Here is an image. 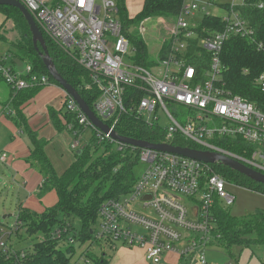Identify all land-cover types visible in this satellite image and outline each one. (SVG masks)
Instances as JSON below:
<instances>
[{
    "label": "built area",
    "instance_id": "obj_1",
    "mask_svg": "<svg viewBox=\"0 0 264 264\" xmlns=\"http://www.w3.org/2000/svg\"><path fill=\"white\" fill-rule=\"evenodd\" d=\"M17 1L30 13L42 35L87 72L89 81L80 88L94 87L98 91L91 111L109 132L105 134L94 127L63 90L64 112L73 116L83 132L90 130L98 143H114L117 151L139 150V164L145 165L128 193L130 198L108 200L100 206L89 247L67 264H92L85 254H93L92 247L99 243L112 250L117 244L140 248L151 264H160L167 254L180 259L195 258L199 264H207V248L219 239V235L213 234V211L234 201L225 190L226 181L212 170L213 164L129 146L111 138L110 133H116L120 116L130 114L148 127L159 128L167 140L182 139L201 151L227 156L264 174V111L247 99L233 95L223 81L221 51L231 37L251 42L264 60V44L256 40L255 29L235 9L245 0L229 4V10L220 17L222 28L206 32L200 38L198 47L208 55L207 68L203 71L197 70L190 62L192 59H188L187 40L196 36L193 31L196 21L211 15L207 11L209 2L185 0L172 23L156 20L164 38L160 41L156 63L146 68L131 57L135 49L123 33L116 0ZM144 32L142 27L141 33ZM167 41L168 48L159 57ZM125 57L130 59V66L124 64ZM10 59L9 55L0 57V76L12 93L52 84L46 75L33 74L28 64L21 72L16 71ZM253 85L264 93V68L254 77ZM126 88H132L135 96L128 98ZM168 107H173L172 111ZM158 112L169 121L168 125L159 122ZM215 138H239L252 147L251 156L245 158L224 150L212 143ZM77 147L76 142L71 144L72 149ZM5 159L6 155L0 154V162ZM134 202L138 203L140 212L129 208ZM130 225L140 227L143 232L132 231ZM17 229L16 217L11 226L0 225V256L5 259L24 256V247L17 248L11 239L20 240ZM61 233L56 231L55 237ZM37 238L41 240L40 236ZM261 260L264 264V257Z\"/></svg>",
    "mask_w": 264,
    "mask_h": 264
},
{
    "label": "trees",
    "instance_id": "obj_2",
    "mask_svg": "<svg viewBox=\"0 0 264 264\" xmlns=\"http://www.w3.org/2000/svg\"><path fill=\"white\" fill-rule=\"evenodd\" d=\"M185 0H144L140 12L133 18L128 16L125 0H116L118 17L122 24L124 35L135 49L132 57L136 64L148 68L152 65L146 43L137 32L130 29L139 25L141 21L154 18L165 21H174L178 16ZM210 3V2H209ZM212 5V4H211ZM262 7L259 8L258 6ZM219 7L229 10V4ZM236 11L255 29L256 40L264 44V0H245L243 5L237 6ZM0 13L5 21L11 20L14 28L20 32L15 42L8 41L2 32L0 25V42L7 44L8 53L11 56V64L14 59H19L31 67L33 74L46 75L49 81L56 84L46 71L38 52L31 42V35L22 14L15 8L0 6ZM222 28L220 17L209 15L202 16L196 21L193 29L195 38L188 39V59L196 66L197 70L207 68L208 55L198 47L200 38L206 32L218 31ZM44 37V36H43ZM46 48L55 69L61 77L73 87L85 104L93 109L98 97V91L92 87L89 90L81 89L84 83L89 81L86 71L76 64L67 54L61 51L54 43L44 37ZM168 48V41L163 44L159 57H162ZM221 62L224 67L223 81L226 89L233 95H237L254 103L261 111H264V93L253 85V79L264 68V60L256 52L251 42L237 37H231L221 51ZM39 86H33L14 93L12 99L13 114L10 118L18 125L26 135L30 143V155L28 162L42 176L43 181L39 187L38 195L53 190L57 196L54 206L42 213H35L25 208H19L16 213L18 229L16 236L23 238V233L28 238L41 237V240L27 243L23 248L22 258H8L0 256V264H67L74 253V242L83 244L92 238L91 231L97 222V213L100 206L108 200L119 199L127 195L137 177L134 176V168L139 164V150L127 148L117 151L114 143L101 142L92 135L89 142L81 145L75 151V161L58 176L48 158L44 147L46 141L39 139L27 125L20 106L30 100L39 91ZM125 95L130 98L135 96L132 88H126ZM63 124L56 118L55 112L50 110V118L57 130L72 128L70 132L78 137L84 130L75 122L73 116L66 112L61 113ZM119 136L134 140L146 141L151 144L169 143L174 146L200 148L182 139L167 140L163 132L156 126L148 127L141 120L130 114L120 116L115 128ZM212 143L237 156L249 158L253 151L239 138L237 139H213ZM215 173L223 179L239 187L264 195V186L255 183L245 176L230 170L227 167L216 164L211 166ZM214 235H219L216 245L229 250L232 245L248 246L250 243L264 245V212L247 214L239 218L232 217L221 206L215 207ZM77 223L78 227H75ZM61 231L56 238V231ZM252 237V238H249ZM84 254V252H83ZM82 253L80 255H83ZM86 257L92 260V264H107L106 259L86 253Z\"/></svg>",
    "mask_w": 264,
    "mask_h": 264
},
{
    "label": "crops",
    "instance_id": "obj_3",
    "mask_svg": "<svg viewBox=\"0 0 264 264\" xmlns=\"http://www.w3.org/2000/svg\"><path fill=\"white\" fill-rule=\"evenodd\" d=\"M125 4L128 16L133 18L135 15H131L128 12L127 0H125ZM7 50L5 54L0 53V57L9 55ZM13 97L14 93H12L11 89L3 82L0 76V154L6 155L5 161L2 163L0 162V165L4 166V168L1 169L4 173L0 170V180L3 179L2 181L4 183L8 181L11 182L16 194L15 207L17 210L19 208H25L37 213L36 211H39L38 209L43 206L44 201L48 198L45 196L40 199L43 195H38L43 178L27 161L30 155V143L28 138L10 118V115H12L14 111L12 108ZM63 103V89L60 86L51 84L40 87L34 97L20 106V110L26 118L28 127L36 133L39 139L46 141V146L44 147L46 157L58 176L65 172L75 161V157L73 158L69 149L75 153L80 147L78 140L82 137L81 134L75 137L68 127L63 130H57L53 125L50 118V110L55 112L56 118L59 120L60 124H63L61 116ZM69 135H73L74 138L70 140L71 138ZM72 141L78 144L76 149L71 148ZM51 191L55 195L56 204V193L53 190ZM6 217L7 216H4L3 218ZM133 250H136V252ZM121 251L122 255L128 258L129 264H151L147 261L145 252L140 248H122ZM123 256H118L110 262L106 260L107 264H122ZM178 260H181L178 256L167 254L163 257L160 264L177 262Z\"/></svg>",
    "mask_w": 264,
    "mask_h": 264
},
{
    "label": "rangeland",
    "instance_id": "obj_4",
    "mask_svg": "<svg viewBox=\"0 0 264 264\" xmlns=\"http://www.w3.org/2000/svg\"><path fill=\"white\" fill-rule=\"evenodd\" d=\"M195 1L200 3L210 2L212 5L207 7V11L211 15L218 17L224 16L226 14V11L223 8L219 7V4L225 5V4H231L232 2H234V4L240 3L238 0H195ZM142 3L143 0H127L128 12L131 15H136L141 10ZM172 22L173 21H167V23H172ZM2 24H3L2 32L5 35V38L8 41L15 42L19 38L20 32L14 28V24L11 20L5 21L3 15L0 13V25ZM142 27L145 29V32L143 34L141 33ZM130 29H133L132 31L137 32L138 35L142 37L148 48L149 57L151 58L152 63L155 64L158 59L157 52L159 46L161 45L160 41L164 38L163 31L160 29V24L156 21V19L150 18L141 21L139 25H136ZM6 50H7V44L0 42V53L5 54ZM131 57H133V54H131ZM10 61L8 60L6 64L9 65ZM124 64L129 66L131 65V61L128 57L124 58ZM168 108L170 111H172L173 109V107H168ZM61 109L62 112H64L63 108ZM157 115L159 116V122L168 125L169 121L165 118V116L161 114V112H158ZM177 119L178 121L182 122L180 117H177ZM81 136L82 137H80L78 140L80 147L84 143L89 142L92 136V132L90 130H86L85 132L81 133ZM70 138H71L70 140H72L74 136L72 135L70 136ZM69 152L72 154L74 158L75 157L74 151H71L69 149ZM2 168H4V166L0 165V170ZM144 168H145L144 164L141 163L138 164L134 168V176L135 177L141 176ZM2 173L4 172L2 171ZM2 180H0V225L11 226L15 221V217L17 213V209L15 207L16 194L14 188L11 185V182L8 181L7 183H4ZM226 183L227 185L225 187V190L228 193H230V195L234 198V201L230 206L224 207V210L227 211L232 217L239 218L247 214L264 212L263 194L255 193L253 191L239 187L232 183H228V182ZM45 196H47L48 199L44 201L43 206L38 209L39 211H36L37 213H41L46 208H50L55 204V195L51 190L44 193L43 196L40 197V199L44 198ZM124 198H130V197L127 194L121 197V199ZM137 204H138L137 202L130 203L129 208L137 212H140ZM4 216L7 217L3 218ZM75 227H78L77 223L75 224ZM129 228L135 232H139V233L143 232L140 227L130 225ZM22 235L23 238L20 239L19 241L16 240L14 237L11 238L12 241L15 242L17 248H23L27 243H33L38 239L37 237H39L37 236L34 238H28L24 233ZM89 245H90L89 241L83 244L74 242L73 243L74 253L70 262H74L78 258L79 254H81L83 250L88 248ZM122 248L134 249L131 247H123L117 244L116 249L112 250L107 245H103L102 243H99L98 246L95 245L94 247H92V252L93 255L97 257L100 256L102 253H104L105 254L104 258L110 262L114 258H117L118 256H123L121 251ZM133 251L136 252V250ZM263 257H264V245H258L253 243H250L248 246L232 245L228 251L225 250L223 246L213 244L209 246L206 251L207 264H263L261 260ZM127 259H128L127 257L123 256L122 264H129V260ZM166 264H199V262L197 261V259L191 258V259H181L178 260L177 262H168Z\"/></svg>",
    "mask_w": 264,
    "mask_h": 264
},
{
    "label": "water",
    "instance_id": "obj_5",
    "mask_svg": "<svg viewBox=\"0 0 264 264\" xmlns=\"http://www.w3.org/2000/svg\"><path fill=\"white\" fill-rule=\"evenodd\" d=\"M0 6H8V7L15 8L22 14L28 26L30 35H31L32 45L34 49L38 52V55L41 58L42 63L46 71L48 72L49 76L51 77V79L56 84H58L75 101L79 109L88 118V120L91 122V124L94 127L99 129L102 133H105V134L108 133L109 132L108 127L95 117L91 109L85 104V102L80 97L78 92L73 87H71L61 77L58 71L55 69L53 62L51 58L49 57L44 37L42 33L40 32L39 28L37 27V25L35 24L30 13L17 0H0ZM13 64H14L15 70L18 72H21L26 65L25 62L19 59H14ZM110 137L116 140L117 142L129 145V146H133L136 148H140V149L148 148V149H154L158 151L169 152V153L177 154L185 158H189L192 160L202 162L204 164H211V165L219 164V165L227 167L230 170L235 171L245 176L246 178H248L249 180L255 183H259L264 186V174L263 173L255 171L252 168H249L234 159H231L227 156H224L218 153L209 152V151H201L197 149H191L188 147L172 146L168 144H151L146 141L125 138V137L119 136L115 132H111ZM81 149L78 151V153H80Z\"/></svg>",
    "mask_w": 264,
    "mask_h": 264
}]
</instances>
